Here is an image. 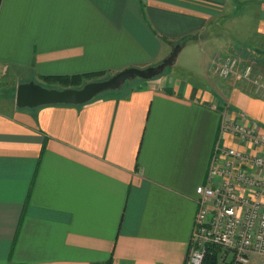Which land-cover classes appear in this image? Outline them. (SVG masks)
I'll return each mask as SVG.
<instances>
[{
  "label": "crops",
  "instance_id": "obj_1",
  "mask_svg": "<svg viewBox=\"0 0 264 264\" xmlns=\"http://www.w3.org/2000/svg\"><path fill=\"white\" fill-rule=\"evenodd\" d=\"M222 1L0 0V77L156 67L184 39L217 38ZM250 2V29L214 43L204 85L154 78L83 105L0 110V264H185L195 189L217 142L237 147L223 117L264 133L261 83L212 65L243 54L264 76V0Z\"/></svg>",
  "mask_w": 264,
  "mask_h": 264
},
{
  "label": "built area",
  "instance_id": "obj_2",
  "mask_svg": "<svg viewBox=\"0 0 264 264\" xmlns=\"http://www.w3.org/2000/svg\"><path fill=\"white\" fill-rule=\"evenodd\" d=\"M212 65L222 79L264 88V76L239 57L217 55ZM243 119H222L219 136L229 135L237 147L217 142L205 182L195 189L185 264H206L212 249L218 251L216 264H249L253 256L264 264V133Z\"/></svg>",
  "mask_w": 264,
  "mask_h": 264
},
{
  "label": "rangeland",
  "instance_id": "obj_3",
  "mask_svg": "<svg viewBox=\"0 0 264 264\" xmlns=\"http://www.w3.org/2000/svg\"><path fill=\"white\" fill-rule=\"evenodd\" d=\"M222 2V16L218 19L216 26L213 27L216 33L219 34L218 37L204 39L203 43H200L201 45L199 43L198 45L194 44L192 41H189V38L182 40L183 43L185 41L187 42L185 49L179 53L174 64L166 68L157 78L168 77L179 82L204 85L206 77H210L208 62L217 48V45L214 43H221L222 40L220 37L224 40L230 38L234 44H240L241 40L243 41V39H240V36L243 35L244 31L250 29L251 22L256 15V6L250 2V0H224ZM207 32L210 33V31ZM159 40L162 42V38H159ZM194 45H196V47H194ZM240 56L243 61L251 64L253 63L250 59H247L245 55L240 54ZM95 81L100 80L95 79ZM142 81L143 80L135 79L133 84ZM131 82H127V85H123L122 89L128 87ZM43 87L61 90V85L57 83H43ZM15 88L16 83L12 78L11 71L7 72L5 76L0 77V110H8L9 107L11 108L13 106ZM102 95L104 94H99L94 99H98L102 97Z\"/></svg>",
  "mask_w": 264,
  "mask_h": 264
},
{
  "label": "water",
  "instance_id": "obj_4",
  "mask_svg": "<svg viewBox=\"0 0 264 264\" xmlns=\"http://www.w3.org/2000/svg\"><path fill=\"white\" fill-rule=\"evenodd\" d=\"M181 47L176 46L170 55L156 67L146 69L128 68L105 80L89 82L80 88L48 89L33 81L20 84L15 91V106L18 109H33L47 105H83L99 94L119 90L127 82L151 80L160 76L176 61Z\"/></svg>",
  "mask_w": 264,
  "mask_h": 264
},
{
  "label": "trees",
  "instance_id": "obj_5",
  "mask_svg": "<svg viewBox=\"0 0 264 264\" xmlns=\"http://www.w3.org/2000/svg\"><path fill=\"white\" fill-rule=\"evenodd\" d=\"M96 80H105V76L101 72L96 73H88L79 76H71V77H46L44 80L48 83H58L61 85V89L64 88H80L84 84L95 81ZM125 85V84H124ZM127 85V83H126ZM123 87V86H122ZM212 258L206 260V264H216L218 251L211 250Z\"/></svg>",
  "mask_w": 264,
  "mask_h": 264
}]
</instances>
